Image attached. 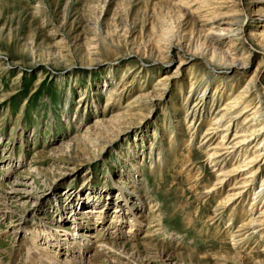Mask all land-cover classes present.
I'll use <instances>...</instances> for the list:
<instances>
[{"label":"rangeland","instance_id":"rangeland-1","mask_svg":"<svg viewBox=\"0 0 264 264\" xmlns=\"http://www.w3.org/2000/svg\"><path fill=\"white\" fill-rule=\"evenodd\" d=\"M262 124L264 0H0V264H264Z\"/></svg>","mask_w":264,"mask_h":264},{"label":"bare ground","instance_id":"bare-ground-1","mask_svg":"<svg viewBox=\"0 0 264 264\" xmlns=\"http://www.w3.org/2000/svg\"><path fill=\"white\" fill-rule=\"evenodd\" d=\"M240 13L241 14L239 16H237L236 18H233L234 19L233 21H234L235 24L238 25V28L237 29H233L232 28V29H233L234 32H237L238 33L239 39H242V38L244 39L245 36H247L248 33H247V29H243V25H244V22L246 21V18H249L250 17V10L249 9H243L242 12H240ZM230 27H232V26H230ZM261 36H263V35H261ZM221 90H223V89H221ZM236 96L237 97L235 98V100H233V103H231V104H229V105L221 108V112H223V113H222V115H220V116H218L216 118L217 120H216L215 124H217V122H222L224 120H225V122L227 120H229V122L227 121L228 124L230 122H231L230 124H232V121H233V124H234L236 122V120H237V117L240 114H242V116H243L244 114H247L249 112H251V115H250V118L247 119V121H246L247 123H249L251 121H254V120H257L258 118H260V114H261V111L263 110V107H262V105H258V104H260V102L255 103V98L254 97H252L250 99V97L252 96V93H251L249 87L248 88L245 87ZM201 103L202 104L204 103L202 99L198 102V105H200ZM128 109H130V107ZM213 127H210V128L207 129V131L205 133L206 136H207L206 139L208 138L209 135H211L213 133L212 131H208V130H211ZM219 127H220V125H218V127H216V128L218 129ZM261 132L264 134V124H262V125H260V126H258L256 128H254L253 131L238 130V132L235 134V136H237V138H239V139H237V140L235 139V141L231 145H229V147L236 148V149H234L235 151L236 150H239V148L242 147V150H244L243 152L246 153V151L248 149L247 148L248 146H244V145L245 144H248L250 142V140L256 139L261 134ZM254 134L256 136L253 138L252 135H254ZM261 143H263V145H262V148L260 149V151H258V155H257L258 157H261V155L264 154V136L261 138ZM220 148H226V147H220ZM234 150H232V151H234ZM211 154H212L211 156H217V155H219L221 153H215L213 151ZM187 162H188V160H187ZM250 162H254V161H252V158H248L247 159V163L250 164ZM190 166H191V164L188 167H190ZM194 169H190L191 171L189 170L190 171L189 174H192L191 172ZM237 171H238V169L235 168V171L233 169V171H231L230 173L226 172V173H223V175L220 174L222 176L221 179L216 180V183L213 184L210 187V189H205L204 190L203 193L205 194V197L209 196L212 192L214 193L213 196L216 193H219V191H221L223 189L224 185H225L224 184L223 186H219L221 183L224 182L223 181L224 176H230L229 179H227V180H230L231 179V176L234 177V175L237 174ZM192 177L195 178L194 181H198V180L200 181V175L199 174H193ZM246 183L244 182L245 185H243V186H246ZM263 185H264V183H263ZM241 192H244V191H241ZM239 197H235V196L232 197V195L231 196L230 195H227L225 197L220 198L221 201L219 202V204H218L217 208L215 209V211H221V213H222V210L223 209H225L227 206L230 207L234 203V201H236ZM256 200H253V204H256ZM253 213L254 212H251L249 210L246 212V215L248 216V219H247L248 222H245L246 225L254 226V225H256L255 224L256 221L258 222L259 219H257L256 217H254L253 216L254 215ZM218 216H219V213H218ZM250 224H252V225H250ZM262 234H263L262 237H264V233H262ZM87 248H89V247H87ZM6 258H7V256H6ZM6 258H4V259H6ZM11 264H16V263L15 262H11Z\"/></svg>","mask_w":264,"mask_h":264}]
</instances>
